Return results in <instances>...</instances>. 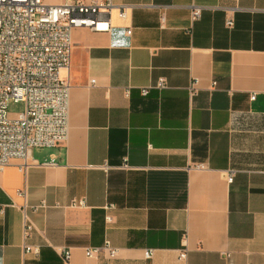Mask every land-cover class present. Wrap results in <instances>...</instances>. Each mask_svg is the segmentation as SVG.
<instances>
[{"label": "crops", "instance_id": "obj_1", "mask_svg": "<svg viewBox=\"0 0 264 264\" xmlns=\"http://www.w3.org/2000/svg\"><path fill=\"white\" fill-rule=\"evenodd\" d=\"M112 1L73 32L67 142L0 168V264H264V0Z\"/></svg>", "mask_w": 264, "mask_h": 264}, {"label": "built area", "instance_id": "obj_2", "mask_svg": "<svg viewBox=\"0 0 264 264\" xmlns=\"http://www.w3.org/2000/svg\"><path fill=\"white\" fill-rule=\"evenodd\" d=\"M118 8L119 16L127 18L123 5L112 0H63L50 5L43 0H0V168L3 169L14 159H21L24 165L34 148L57 147L65 144L70 133V94L71 81L64 78L62 70L69 69L72 63L73 32L78 28H90L96 32H110L113 28L107 14ZM203 7L192 5L193 22L202 17ZM165 24V15L161 16ZM235 24L233 16L227 19V26ZM132 29H127L131 35ZM91 83L96 84V79ZM196 83L190 87L191 95L197 92ZM213 82V85H216ZM167 87L165 78L155 85L143 87L142 94L148 95L152 88ZM127 93H130L127 90ZM252 99L256 98L253 94ZM24 104L23 111L12 116L9 105ZM54 161H52L53 163ZM124 168H129L124 163ZM198 168H204L198 164ZM231 172L228 181L232 182ZM25 195V192H19ZM85 205L84 199H75L71 207ZM45 206V203L43 204ZM114 204L107 208H113ZM3 212V210H1ZM114 217L107 216L112 222ZM33 225L27 224L25 236ZM41 247L25 244V254L39 255ZM88 257L107 255L117 258L119 249L110 241L101 246L88 247ZM188 250H181L180 258H187ZM154 249L145 251V257L152 259ZM65 261L71 258V251H64Z\"/></svg>", "mask_w": 264, "mask_h": 264}, {"label": "rangeland", "instance_id": "obj_3", "mask_svg": "<svg viewBox=\"0 0 264 264\" xmlns=\"http://www.w3.org/2000/svg\"><path fill=\"white\" fill-rule=\"evenodd\" d=\"M23 109H24V104H22V103H14V102H12L9 105V111H10L12 116H14L17 113L23 111Z\"/></svg>", "mask_w": 264, "mask_h": 264}]
</instances>
